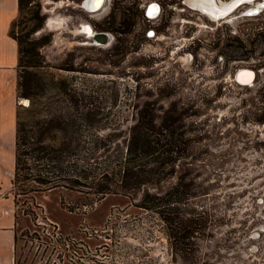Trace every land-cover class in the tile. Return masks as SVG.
I'll list each match as a JSON object with an SVG mask.
<instances>
[{"label": "rangeland", "instance_id": "1", "mask_svg": "<svg viewBox=\"0 0 264 264\" xmlns=\"http://www.w3.org/2000/svg\"><path fill=\"white\" fill-rule=\"evenodd\" d=\"M84 1L22 0L10 27L20 49L17 102L29 101L17 103L21 161L10 190L21 263L58 261L57 249L28 237L33 221L49 217L64 233L79 225L93 233L83 234L92 249L80 264H191L158 212L142 206L141 187L103 194L94 184L120 168L134 103L152 98L162 113L175 100L188 108L187 127L201 134L195 147L211 193L195 201L213 221L196 264H264V6L214 19L186 0H106L96 12ZM153 1L163 9L148 19ZM101 32L106 43L91 37ZM243 69L254 72L250 83L236 79ZM81 168L92 175L78 188L31 176Z\"/></svg>", "mask_w": 264, "mask_h": 264}, {"label": "trees", "instance_id": "2", "mask_svg": "<svg viewBox=\"0 0 264 264\" xmlns=\"http://www.w3.org/2000/svg\"><path fill=\"white\" fill-rule=\"evenodd\" d=\"M19 6L22 7V0H19ZM258 34L264 36L261 32ZM19 86H22L21 81ZM158 89L160 87L155 91ZM134 108L120 168L112 172L104 171L94 184L97 191L103 194L120 192L121 188L135 191L141 187L144 190L142 206L158 212L181 258L185 251H189L191 264H196L200 261L195 254L199 241L209 235L213 221L205 207L198 209L195 201L211 193V185L201 170L206 164L205 152L195 147L201 134L187 127L185 114L188 108L176 100L163 113L157 100L152 98L141 100L138 104L135 102ZM261 119H264V112ZM20 132L17 127L13 183L21 161ZM46 154L51 155L50 151ZM91 175L87 168L75 169L73 174L66 175L42 169L31 174L39 186L65 181L77 188L87 186L84 179ZM31 176L26 175V179ZM31 197L35 200V196Z\"/></svg>", "mask_w": 264, "mask_h": 264}, {"label": "crops", "instance_id": "3", "mask_svg": "<svg viewBox=\"0 0 264 264\" xmlns=\"http://www.w3.org/2000/svg\"><path fill=\"white\" fill-rule=\"evenodd\" d=\"M19 8V0H0V264H27L17 255L19 229L10 195L16 171L20 68L19 42L10 27Z\"/></svg>", "mask_w": 264, "mask_h": 264}, {"label": "built area", "instance_id": "4", "mask_svg": "<svg viewBox=\"0 0 264 264\" xmlns=\"http://www.w3.org/2000/svg\"><path fill=\"white\" fill-rule=\"evenodd\" d=\"M17 103L21 105L23 103V98H19ZM44 218L45 220L42 222L33 221L32 222L33 228L31 227L28 228V232L30 234V236L28 235V237L30 241L37 245L42 244L46 246L45 248H47V251L48 252L51 251V253L52 250L57 249L58 261L54 259L53 262L55 264H80V261L83 259V257L87 255L85 251L89 252V249H92L91 245L86 244L83 238L84 237L83 234L86 235L89 231V228L86 226L79 225L76 229V232L64 233L61 230L62 227L59 222L49 217L47 218L44 217ZM96 232H98V229H96ZM88 235L92 236L93 233L89 232L87 236ZM45 238H48L49 241L46 240ZM47 259L48 258H46L45 264L48 263ZM31 264H35V263L32 262ZM92 264H99L98 260H93Z\"/></svg>", "mask_w": 264, "mask_h": 264}, {"label": "bare ground", "instance_id": "5", "mask_svg": "<svg viewBox=\"0 0 264 264\" xmlns=\"http://www.w3.org/2000/svg\"><path fill=\"white\" fill-rule=\"evenodd\" d=\"M97 1L98 0H88L86 3L89 6H91V5L94 4V2H96V4H97ZM186 1L192 7H197V8L202 9V10L206 9L209 12L208 14L207 13L206 14L209 15L211 18H214V19H218V18L227 16V15L233 13L236 9H238V8H240L242 6V5H239V6H237V8L235 10H232L233 7H235L236 3L238 2L237 0H231L230 2H223V1H220V0H186ZM253 3L255 5V7H254L253 10L254 11L257 10L258 12L256 11V13H255V14H257V13H259L260 8H262L264 6L263 5V1H261V0H255ZM97 6H99V4L96 5V7ZM89 8L91 10H93V11L96 10L93 7L92 8L89 7ZM157 9H158L157 6H152V9H151V12L150 13L153 14V15L156 14ZM229 10L231 11L230 13L224 14V16H221L222 13H227ZM93 36H95L94 37L95 40L98 39L99 42H101V43H106L107 42L106 34L105 33H103L102 35H100V36H103V37H100L99 35H93ZM101 39H102V41H101ZM253 76H254V72L253 71H248L247 69H243V70H241V71H239L237 73V77L240 79V81L242 83H250L251 80L253 79ZM23 103L26 104V105H28L29 104V101L28 100H23Z\"/></svg>", "mask_w": 264, "mask_h": 264}, {"label": "flooded vegetation", "instance_id": "6", "mask_svg": "<svg viewBox=\"0 0 264 264\" xmlns=\"http://www.w3.org/2000/svg\"><path fill=\"white\" fill-rule=\"evenodd\" d=\"M86 1V0H85ZM84 1V2H85ZM106 3V0H98L97 1V4H96V2H94V6L93 5H91V6H89L87 3H86V6L89 8V7H93L94 9H96V10H91L90 8L88 9L86 6V9H87V11H89V12H96V11H99L103 6H104V4ZM99 4V6H97L96 7V5H98ZM263 4H264V2H263ZM152 6H157L158 7V9H157V12H156V14H151L150 12H151V9H152ZM99 8V9H98ZM257 8V7H256ZM162 5H161V3L159 2V1H153V2H150L149 4H148V6H147V8H146V16H147V18L148 19H154V18H156V17H158L159 15H160V13H161V11H162ZM255 11H257V10H255ZM258 12V11H257ZM260 12V11H259ZM101 33H104V32H101ZM150 33L154 36L155 35V31H150ZM93 35H97V34H92V36L91 37H95V36H93ZM97 41H99V40H97ZM101 43V42H100Z\"/></svg>", "mask_w": 264, "mask_h": 264}, {"label": "water", "instance_id": "7", "mask_svg": "<svg viewBox=\"0 0 264 264\" xmlns=\"http://www.w3.org/2000/svg\"><path fill=\"white\" fill-rule=\"evenodd\" d=\"M238 2L236 3V5H235V7H233V9L232 10H235L236 8H237V6H239V5H246V4H250V3H253L255 0H237ZM264 5V4H263ZM197 8V7H196ZM199 9V8H198ZM200 10H202V9H200ZM231 10V9H230ZM228 11L227 13H222V15L221 16H224V14H228V13H230L231 11ZM203 12H205V13H209L206 9H204V10H202ZM247 13H249V14H255L256 13V11H247ZM254 78H255V76H254ZM254 78H253V80H254ZM236 79L240 82V83H242L241 81H240V79L237 77V75H236Z\"/></svg>", "mask_w": 264, "mask_h": 264}]
</instances>
